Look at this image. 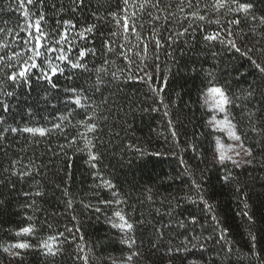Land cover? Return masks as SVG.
Instances as JSON below:
<instances>
[{
    "label": "trees",
    "instance_id": "1",
    "mask_svg": "<svg viewBox=\"0 0 264 264\" xmlns=\"http://www.w3.org/2000/svg\"><path fill=\"white\" fill-rule=\"evenodd\" d=\"M61 2L66 4L68 0H57ZM46 3L51 4L52 0ZM226 3L232 8L238 4L248 5L249 11L230 12L225 8L218 13H208V20L195 22L194 36L181 37L171 45L165 29L172 25L161 24L158 35L163 40L159 49L151 43L152 26L147 14L130 8L129 12L136 11L134 24L141 41L136 40L131 29L127 42L122 34L112 39L116 42L113 47L125 44L126 48H133L127 52L135 60L132 65L117 53L102 55L99 39L94 43L91 38L77 43V47L97 48L96 56L86 57L90 69L100 67L105 59L114 61L105 67L109 74H116V79L105 76L103 96L91 91L86 94L88 99L83 103L91 108L72 105L68 109L72 112L70 122L64 124L63 131L53 130L43 138L27 141L21 136L6 155L0 150V177H6L4 169L16 158L23 164L31 160L39 166L34 180L17 181L11 177L7 185L0 184V200L5 201L0 206V248L17 239H26L35 245L60 233H63L61 240L72 242L62 244L63 254L54 259L30 250L23 261H9L0 251V264H84L83 259L76 258L78 255L87 256L88 264H113V261L122 264L130 251L140 253L132 264H258V261L264 264V259H260L264 257V95L256 92L243 98L241 94V90L264 77L252 61L242 55L248 49H256L249 55L264 66V0H226ZM90 4L85 12H77L78 27L97 24L105 35L110 30L115 31V24L105 23L102 18L115 10L116 0H90ZM0 9V21H8V26L24 22L16 0H0ZM97 9L94 18L91 13ZM44 10L52 17L50 9ZM30 11L34 12L35 8ZM234 20L239 23H230ZM226 29L243 34V38L237 40L240 52L218 42L209 48L203 40L205 33L218 31L224 37ZM145 41L149 42L146 73L138 71L139 59L134 56V52L142 50ZM212 52L217 53L215 58ZM209 70L213 71L214 82L231 100L226 106L227 115L244 146L251 150V163L236 167L227 162L222 167L213 161L215 140L221 134L210 127L211 112L204 104L203 91L212 79L207 77ZM146 74L152 75L151 82L145 79ZM94 80L93 72L92 82ZM58 83L65 86L71 81L60 76ZM153 89H158L159 94ZM43 95L35 86L30 93L17 89V96L6 102L14 108L34 106L44 119L37 117L38 123L33 121L30 126L51 128L59 122L57 117L68 112L64 111V97L46 105ZM52 104L60 111L54 112ZM96 105H100L96 118L88 121ZM165 110L169 116L164 115ZM169 119L173 121L171 125ZM82 120L97 124L94 133H86V138L95 145L91 149L97 156L95 161L89 160L87 149L81 151L85 137L79 134L84 133L85 128L77 122ZM16 122L26 123L19 115ZM9 123H12L10 118ZM253 127L257 130L253 131ZM72 138L76 143L68 147ZM226 170L234 179L231 184L222 185L220 177ZM100 178L114 187H104ZM193 181L203 188L205 199L212 205L211 211L198 200L193 203L184 199L186 194H192ZM37 188L44 192L43 196L25 195ZM237 188L242 191L237 192ZM113 192L117 195L113 196ZM149 195L151 200L147 199ZM69 199L71 208L67 206ZM32 200L36 201L35 210L24 207ZM116 200L123 202L117 205ZM245 203L249 205L247 211L253 215L254 224L241 215ZM96 208L100 211H95ZM116 210H121L134 225L130 235L135 237L136 244L131 250L120 243L123 236L120 229L112 227V223L118 222L114 217ZM193 215L198 220L195 226L177 227L178 219L187 220ZM28 216L33 219L28 221ZM212 216L217 220L213 221ZM29 223L36 229L33 236H14L16 230ZM160 230L164 232L163 238L157 236ZM78 245L83 247V253H79ZM179 245L187 250L177 251ZM254 252L259 255L254 256Z\"/></svg>",
    "mask_w": 264,
    "mask_h": 264
},
{
    "label": "snow or ice",
    "instance_id": "2",
    "mask_svg": "<svg viewBox=\"0 0 264 264\" xmlns=\"http://www.w3.org/2000/svg\"><path fill=\"white\" fill-rule=\"evenodd\" d=\"M16 4L24 22L12 27L8 26V21H0V97H3V99H0V150L4 151L5 155L8 150L12 149V143L18 137L23 136L27 141L30 138H43L53 130L63 131L64 124L70 122L69 117L72 115V112L68 111V109L72 105L76 108H91V105L83 103L84 100L88 99L86 94L91 91L93 93L99 92L103 96L102 89L105 86V76L111 75L112 79H116V74L114 72L109 74L107 67H105V65H109L114 61L105 59L100 67L93 66L92 69L88 67L86 57L89 55L96 56L98 50L95 47H77L79 41H89L91 38L94 43L95 39H99V51L102 55L117 53L120 58L128 62V65H132L135 63V60L129 57L127 52L133 51V48H126L125 44H119L113 47L116 42L112 37L122 34L125 42H127L129 30L131 29L132 35L135 36L136 40L138 42L141 41V34L135 30L134 21L136 19V11L147 14L150 25L152 26L151 43L156 49L162 46L163 37L158 35L161 24L172 25L171 28L165 29L169 32L167 42L171 45L175 44L181 37L188 35L194 36L195 22L208 20V13H218L221 9L225 8L230 12L247 13L249 11L248 5L238 4L237 7L232 8L226 3V0H116L115 10L109 11L102 18L105 23H114L116 30H110L105 35L103 28L97 24H84L78 27L76 14L77 12L83 13L91 7L90 0H68L66 4L62 2L57 3V0H52L51 4H47L46 0H16ZM9 8H11V5H9ZM30 8H35V11H30ZM45 8L52 11V17L48 16L44 10ZM130 8L136 11L129 12ZM97 14L98 9L91 13L94 18ZM253 19L255 18L253 17ZM215 22L219 24V20ZM230 23H239V21L234 20L230 21ZM224 31L226 32L224 37L221 36L219 31L205 33L203 40L207 42L209 48L218 42L229 49L240 52V48L237 46V40L243 38V34L234 33L231 29ZM148 47L149 42L145 41L143 42L142 50L134 52V56L139 59V64H137L138 71L145 73L147 70L146 57L148 55ZM117 49H119V52H117ZM255 51L256 49H248L242 55L247 56L259 72L264 74V66H261L256 60H252L251 55H249V53ZM211 55L215 58L217 53L212 52ZM213 68H215V65H213ZM129 70L131 69L129 68ZM192 71L197 75L199 74L196 68H193ZM93 72L95 73L94 82H92ZM86 73L88 74L87 76L85 75ZM60 76H66L71 83L61 86L58 83ZM207 77H212V79L209 80L208 85H206V90L203 91L204 104L214 113H223L226 110V105L231 103V100L226 95L224 89L214 82L215 77L213 71L209 70ZM145 79L151 82L152 75L146 74ZM34 86L44 93L42 100L46 105L51 104L52 100H61L64 97L62 103L64 111L68 112V114L57 117L59 122L54 123L51 128L30 126L33 121L38 123L37 117L44 119L35 110L34 106L28 105L23 108L17 106L14 108L10 102H6L8 98L17 96V89H24L25 93H30ZM153 91L159 94L158 89H153ZM256 92L264 95V77L258 83L241 90L243 98L251 97ZM49 94H51V97ZM161 103H163L162 100ZM51 107L54 112L60 111L54 104ZM99 107L100 105H96L95 108L91 109L92 115L88 117V121L95 120L96 109ZM164 107L167 109L168 106L164 105ZM17 115L26 123H17ZM164 115L169 116V112L165 110ZM9 118L12 120L11 124L9 123ZM77 123L82 124L85 128V132L79 134L85 137L84 149H81V151L87 149L89 160L95 161L97 156L91 150L95 145L92 140L86 138V133H94L97 129V124L84 120L78 121ZM172 123L173 121L169 119V125ZM209 125L214 131L226 132L228 139L236 142L235 145L232 143L225 144L220 138H217L215 140L216 150L213 153L214 162L218 161L222 167L227 162H231L236 167H239L241 163H251V160L247 158L252 156V152L242 143V137L238 133L235 125L231 124L227 118L218 120L215 115L212 116ZM222 125H227V127H221ZM252 130L256 131L257 129L253 127ZM173 135H175V132H173ZM75 143L76 139L72 138L69 140L67 146L71 147ZM63 147L61 146V148ZM23 150L21 148V151ZM193 151H195V146H193ZM241 151L243 152V158L240 160L234 159L233 155L229 154L234 153L236 157H240ZM92 167L95 168L96 165L92 164ZM38 168L39 166L35 165L31 160L27 164H23L19 158L13 159L9 163V168L4 169L6 177H0V184L7 185L11 177H15L17 181L25 179L34 180L35 176L39 174ZM100 179L104 187L110 189L114 187L109 181ZM233 179L234 177L231 175V172L227 170L220 177L222 185L231 184ZM12 187L15 188V184ZM236 191L240 192L242 190L237 188ZM25 195L41 197L44 195V192L37 188L34 192L25 193ZM64 195H68L67 190L64 191ZM116 195L117 193L113 192V196ZM147 199L151 200L152 197L149 195ZM184 199L193 203L198 200L204 204L208 211L212 210V205L205 199L203 188L195 181H193L192 185V194H186ZM122 202L121 200L115 201L117 205ZM104 203L108 204L109 202L105 201ZM4 204L5 201L0 200V206ZM67 206L69 208L72 206L70 199L67 201ZM24 207L35 210L37 208L36 201L32 200L24 205ZM243 207L245 210L241 215L247 217L250 224H254L255 220L253 215H250L247 211L249 205L245 203ZM95 211L98 212L100 209L96 208ZM169 214L171 215V213ZM114 217L117 218L118 222L112 223V227L120 229L123 233L120 243L131 250L136 244L135 237L130 235L134 229L133 223L128 221L121 210H116ZM32 219V216L27 217L28 221ZM212 220L216 221V216H212ZM197 223L198 220L194 215L190 216L187 220L178 219L176 221L177 227L181 228H186L187 225L195 226ZM168 227L171 228V224ZM35 231V226L29 223L27 226L16 230L14 236L17 238L31 237ZM163 235L164 232L162 230L157 233L158 238H163ZM62 236L63 233H60L59 236L50 235L35 245L29 240L17 239L15 242L0 248V251L8 257L9 261H23L25 253L30 250L39 251L44 257L54 259L63 254L64 249L62 244L72 242L71 240H61L60 237ZM220 238H224L223 233H221ZM252 238L255 240L254 236ZM153 247L155 248L156 245L154 244ZM77 248L79 253H83L84 249L82 246L78 245ZM181 248L185 251L187 250L184 245H179L177 251ZM253 248H255V244H253ZM139 255V251H130L122 264H132L133 259ZM253 255L258 256L259 253L254 252ZM76 258L83 259L84 264H88L87 256L78 255ZM260 259H264V257ZM113 264H116V262L113 261Z\"/></svg>",
    "mask_w": 264,
    "mask_h": 264
},
{
    "label": "rangeland",
    "instance_id": "3",
    "mask_svg": "<svg viewBox=\"0 0 264 264\" xmlns=\"http://www.w3.org/2000/svg\"><path fill=\"white\" fill-rule=\"evenodd\" d=\"M227 106V105H226ZM208 107V106H207ZM208 109H209V107H208ZM209 111L211 112V118H212V116L213 115H215L216 116V118L219 120V119H225V118H227L229 121H230V119H229V117H228V115H227V109L225 110V112H212L210 109H209ZM211 120V119H210ZM231 122V121H230ZM232 124V123H231ZM221 127H227V125H222ZM218 132V131H217ZM220 134H221V136H220V139L222 140V142L223 143H225V144H229V143H232V144H236V142H233V141H231V140H229L228 139V137H227V133L226 132H224V133H222V132H219ZM215 150H216V148H215ZM239 150V149H238ZM230 155H233V158L234 159H237V160H240L241 158H243V152L241 151V156L240 157H236L235 155H234V153H229ZM247 159H249V158H247ZM218 162V161H217ZM242 164H244V163H241L240 165H242Z\"/></svg>",
    "mask_w": 264,
    "mask_h": 264
}]
</instances>
